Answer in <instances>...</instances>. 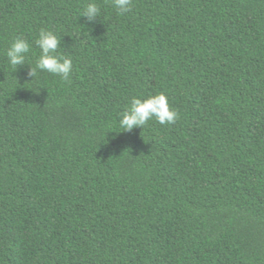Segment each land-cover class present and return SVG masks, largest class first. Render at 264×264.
Listing matches in <instances>:
<instances>
[{
  "label": "trees",
  "instance_id": "trees-1",
  "mask_svg": "<svg viewBox=\"0 0 264 264\" xmlns=\"http://www.w3.org/2000/svg\"><path fill=\"white\" fill-rule=\"evenodd\" d=\"M91 2L0 0V264H264V0ZM158 93L175 124L119 126Z\"/></svg>",
  "mask_w": 264,
  "mask_h": 264
},
{
  "label": "clouds",
  "instance_id": "clouds-1",
  "mask_svg": "<svg viewBox=\"0 0 264 264\" xmlns=\"http://www.w3.org/2000/svg\"><path fill=\"white\" fill-rule=\"evenodd\" d=\"M114 5L119 13L123 14L131 10L132 0H114ZM100 13V7L93 0V2L84 6L82 16L87 17L89 21H93L100 17ZM35 44L39 49V57L35 67L26 62V57L31 52L30 43L19 37L6 51L8 63L14 69L28 63L31 66L28 74L34 79L37 77V71H40L60 76L62 80L68 81L73 62L71 58L58 54L59 37L51 30L41 29ZM153 118L162 125L175 124L179 118L178 113L170 108L168 98L164 93L151 95L143 100L133 97L127 110L121 113L119 126L124 131L131 132L134 128H143Z\"/></svg>",
  "mask_w": 264,
  "mask_h": 264
}]
</instances>
